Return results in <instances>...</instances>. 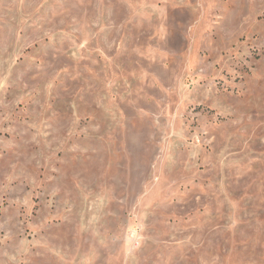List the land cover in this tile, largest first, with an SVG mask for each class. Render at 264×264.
I'll return each instance as SVG.
<instances>
[{
  "label": "rangeland",
  "instance_id": "rangeland-1",
  "mask_svg": "<svg viewBox=\"0 0 264 264\" xmlns=\"http://www.w3.org/2000/svg\"><path fill=\"white\" fill-rule=\"evenodd\" d=\"M0 264H264V0H0Z\"/></svg>",
  "mask_w": 264,
  "mask_h": 264
}]
</instances>
